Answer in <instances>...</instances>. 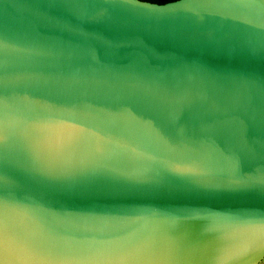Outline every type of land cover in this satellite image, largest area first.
<instances>
[{
  "label": "water",
  "instance_id": "water-1",
  "mask_svg": "<svg viewBox=\"0 0 264 264\" xmlns=\"http://www.w3.org/2000/svg\"><path fill=\"white\" fill-rule=\"evenodd\" d=\"M143 4L0 0L13 264H264V0Z\"/></svg>",
  "mask_w": 264,
  "mask_h": 264
},
{
  "label": "snow or ice",
  "instance_id": "snow-or-ice-1",
  "mask_svg": "<svg viewBox=\"0 0 264 264\" xmlns=\"http://www.w3.org/2000/svg\"><path fill=\"white\" fill-rule=\"evenodd\" d=\"M179 2L180 0H177V3ZM143 6L149 9H159V10H165L171 7V5H159V4L151 3V0H144ZM70 127L72 128L71 135L73 138L75 137L76 133L84 131V129H78L75 128V126H70ZM258 230H259L260 240L264 242V228H260ZM221 241L224 244L223 252L226 256V259H221L217 261V264H230L229 258L236 250V242L233 239L229 238L228 236L221 237ZM30 244L31 242L29 241V239L25 234H22L20 232L10 233L7 230L0 229V264H13V262L6 260L5 256L9 252L15 249L29 251Z\"/></svg>",
  "mask_w": 264,
  "mask_h": 264
},
{
  "label": "trees",
  "instance_id": "trees-1",
  "mask_svg": "<svg viewBox=\"0 0 264 264\" xmlns=\"http://www.w3.org/2000/svg\"><path fill=\"white\" fill-rule=\"evenodd\" d=\"M173 1H177V0H151L152 3H156V4H165V3L173 2Z\"/></svg>",
  "mask_w": 264,
  "mask_h": 264
}]
</instances>
